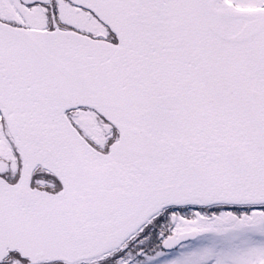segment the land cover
<instances>
[{"label":"snow or ice","instance_id":"snow-or-ice-1","mask_svg":"<svg viewBox=\"0 0 264 264\" xmlns=\"http://www.w3.org/2000/svg\"><path fill=\"white\" fill-rule=\"evenodd\" d=\"M0 264H264V0H0Z\"/></svg>","mask_w":264,"mask_h":264}]
</instances>
